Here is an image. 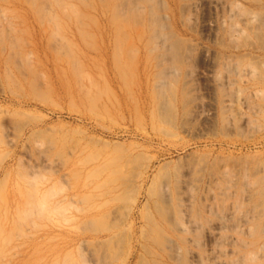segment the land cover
Returning <instances> with one entry per match:
<instances>
[{
	"label": "rangeland",
	"instance_id": "1",
	"mask_svg": "<svg viewBox=\"0 0 264 264\" xmlns=\"http://www.w3.org/2000/svg\"><path fill=\"white\" fill-rule=\"evenodd\" d=\"M45 1L0 0V264H104L105 262L106 264H140V261L143 264L146 261L147 264L156 262V264H228L227 262L243 264V262L247 263L248 257L253 259H250L247 264H264V90L261 93L264 89V83H262L264 74L260 71L264 72V0H217L218 4L215 0H209V2L208 0H200L201 2L199 0H152L154 8L149 2L150 0H146L149 4L145 0H138V2L137 0H102V3L100 0H58L60 6L56 5L57 1L55 0ZM128 1H131V5L135 1L134 6H128L131 7L128 8L127 5H130ZM115 2L119 7L123 6V9L120 8L121 11L119 9L120 13L125 9L123 12L125 18L121 15L122 13L121 16L119 15ZM144 2L151 8L147 9ZM136 3L142 7H136ZM155 3H157L156 6L161 7H155ZM161 3H164V7ZM48 4H50V9ZM112 4L115 5H113L115 8L111 6ZM182 4H185V7ZM69 6L71 7L69 8ZM225 6L227 8L230 6L231 11L236 9L237 13H233V11L229 14L231 11ZM109 7L112 8L109 9ZM132 7L138 10H133L139 12L138 14H140L141 8L144 9L143 14H140L141 17L136 13L130 14V9L133 13L132 9L134 8ZM233 7L235 9H232ZM155 8L157 11L154 10ZM47 10L48 12H46ZM112 10L118 14L113 15L112 13L115 12ZM39 12L40 14L37 16ZM146 12L150 13L149 18L153 17V13L155 14L154 21L152 18H150V22L148 21L149 14L147 15ZM254 12H257V15ZM258 13L261 17H256L254 21L252 17L259 16ZM46 14H54V19ZM109 14H112L114 18ZM161 14L162 16L159 17ZM236 14L240 16H236ZM78 15L83 18H79ZM115 15L117 16L115 17ZM156 15L157 18H155ZM247 15L251 16L253 20H250ZM110 16H112V20L110 19L112 24L108 23ZM133 17L138 21L137 19L135 21ZM89 18L94 22V25L90 23ZM257 19L258 21H256ZM51 21L56 24L51 25ZM121 21H124L122 25L125 26L122 30L118 26V30H120V34L126 36L125 40L116 31V26ZM159 21L163 22L162 26ZM229 21L233 22L232 25L229 24ZM152 23L155 24L152 25ZM257 24L258 27H256ZM54 25L58 27L56 26L55 29ZM227 25L230 31L233 28L232 32L226 31ZM230 25L233 27L230 28ZM235 25L238 28L236 31L234 30ZM75 28L80 34L76 33ZM255 28L258 32L255 31ZM55 31H59L58 34ZM81 31L88 35L86 36ZM102 31L106 32L101 34ZM135 32L136 36H134ZM111 34L119 36L122 45L114 48L116 43L120 42L115 40V43L111 38L116 36L113 37ZM149 34L152 36L146 38ZM84 35L87 38L90 35L93 37L87 39ZM136 37L137 39H135ZM15 38L18 39L14 41ZM159 38L160 43L162 42L166 48L169 47L168 50L159 44ZM164 39L165 43L161 41ZM153 40L154 45L156 44L155 49H151L152 52L147 53L146 48L150 49V46H153ZM178 40L181 43L180 47ZM52 41L56 42L55 46ZM167 42L169 46L166 44ZM13 43L18 46H15L17 49L10 46ZM158 46L159 49L161 47L165 49L159 50ZM127 47L132 48L133 51L137 49L136 53L133 52L134 56L130 54L132 53L131 49L128 50ZM11 48L13 49L11 50ZM102 49L104 52H101ZM177 49L179 51H176ZM18 52L19 54H16ZM125 52L128 54L126 55ZM173 52L179 54V61H176L178 54L175 55ZM63 53L67 57L62 56ZM119 53L121 58H119ZM180 53L185 54L181 55ZM155 54L157 55L153 56ZM7 55L8 57H6ZM147 55L149 56L147 57ZM24 56L29 59L28 63ZM21 58L26 62V66ZM160 58L162 59L159 60ZM74 59H79V61L76 60L78 63H75ZM73 60L77 72L80 67L78 73H75V68L72 65ZM174 64L175 66H173ZM248 65L253 70L259 68L257 72L261 74L262 78L259 74L257 75L260 77V81L262 79L261 83L256 76V71L251 72L252 69L249 71ZM241 67H243L245 75H241L242 71H239ZM120 71L124 76L120 75ZM84 72L88 76L83 74ZM171 72L177 73L176 77L174 74L170 76ZM35 74L37 78L34 77ZM249 74L254 77L252 76L251 79ZM163 75L166 77L164 78ZM31 78L34 79L33 83ZM158 78H162V80ZM36 79L40 83H37ZM228 79L231 81L229 82ZM215 80L219 83H216ZM15 81L16 83H14ZM227 81L231 83H228L230 86ZM122 82L124 83L122 84ZM30 83L32 84L29 87ZM89 83H94L90 86L93 85L95 88L97 86V92L96 89L87 87ZM216 84L218 85L216 86ZM234 84L238 85L236 88H241V90L236 88L234 90ZM18 86H20L19 89ZM78 86L89 90L87 92L82 88L78 89ZM154 86H157L156 91H154ZM167 86L168 88H166ZM159 87L161 88L159 89ZM169 89L170 92H168ZM260 89L261 91H259ZM254 90L257 92L256 96H254ZM84 91L89 95L87 96ZM237 91L240 93H236ZM82 92L86 96L82 95ZM154 92L160 95L161 100L159 95ZM109 93L112 94L113 99ZM170 93L171 97H169ZM225 93L228 96L224 95ZM230 93L234 94L230 95ZM237 95L240 96L237 97L238 99ZM154 97L157 98L154 99ZM92 100L95 102V107ZM101 101L104 103L103 105ZM158 102L162 104L158 106L165 105V108L158 107L160 110H157L155 105ZM92 104L93 106H90ZM223 104L226 107H223ZM104 105L105 109H103ZM222 107L227 109L224 110ZM158 112L161 114L159 115ZM238 115L239 117H237ZM162 117L165 120H162ZM50 138L54 139L50 140ZM114 145L119 147H113ZM123 148L126 150L122 151ZM98 150L101 151H99L100 154ZM87 153H90L89 157L85 155ZM113 154L117 156L113 158ZM125 160L126 162H124ZM129 162L133 164L130 165ZM161 165L163 169L160 167ZM122 169L124 170L122 171ZM161 169L163 175L157 172V170L161 172ZM110 170H112L110 173L115 174H109ZM97 172H99L98 176ZM72 173L75 177H71ZM165 173H169V175L164 178ZM158 174L163 177L159 178L164 180L160 181ZM151 176H156L159 180H155H158L159 184L166 183L169 191L171 201L165 200L166 208L164 206L162 209L158 208L163 211L167 209L166 213L162 211L163 215L159 210V215L156 213L157 209L154 210L157 204L153 191H151L153 196L147 192V188L151 184ZM167 176L170 177L167 178ZM158 182L156 184L155 181L156 188L159 185ZM99 183L101 184L96 185ZM133 183L135 185L142 184V189L138 195H135V204L127 212L125 207L129 209L132 204L131 197L134 196ZM114 187L116 188L113 190ZM59 188L61 189L58 190ZM128 189H132L133 194ZM52 190L55 191L52 192ZM126 191L128 197H126ZM99 195L101 196L99 197ZM123 195L125 198L122 197ZM118 196H121L119 197L121 199ZM151 200H155V203L154 201L152 203ZM102 201H106V203L101 204ZM153 204H155L154 208ZM44 205L45 210L42 207ZM53 206L58 209H53ZM51 207H53L52 210ZM144 210L151 215H149V220V217L147 219L143 217L144 214L145 217L148 216ZM177 210L178 215H176ZM106 213L109 215L106 216ZM98 216L103 219L101 217L98 219ZM191 220L194 225H198H192L190 229ZM89 222L95 226L92 227ZM104 222L107 224L105 225ZM114 222L117 223L114 224ZM152 223L156 227L152 226ZM173 223L177 226L179 224L178 227L182 228L180 227L177 231L178 227L176 225L174 227ZM90 224L93 231L88 226ZM150 228L155 231V234ZM140 233L143 234L140 235ZM115 234L116 236H114ZM142 236L145 238L143 239ZM147 237L150 238L147 239ZM153 238L156 240L155 242H153ZM115 239L121 243H118V246L115 244L118 248L113 244V242L117 243ZM102 240L105 241L104 244H101ZM93 243L95 247H93ZM100 246H102L101 249ZM142 247L145 249H141ZM176 248L180 251H176ZM143 251L152 254L148 255ZM168 252L170 258L169 255L167 256ZM171 254L173 255L171 256ZM139 256L143 258V261ZM177 257H180V260ZM232 259L236 260L235 263ZM238 260L240 261L238 262Z\"/></svg>",
	"mask_w": 264,
	"mask_h": 264
},
{
	"label": "bare ground",
	"instance_id": "2",
	"mask_svg": "<svg viewBox=\"0 0 264 264\" xmlns=\"http://www.w3.org/2000/svg\"><path fill=\"white\" fill-rule=\"evenodd\" d=\"M39 1H41V0H39ZM44 1H45V0H44ZM55 1L58 2V0H55ZM100 1H101V3H102V0H100ZM111 1H112V0H111ZM114 1H115V0H114ZM132 1H133V0H132ZM141 1H142V0H141ZM145 1H146V0H145ZM147 1H148V0H147ZM147 1H146V2H147ZM199 1H200V0H199ZM210 1H212V0H210ZM219 1H220V0H219ZM232 1H233V0H232ZM26 2H27V1H26ZM57 2H56V5L59 4V2H58V3H57ZM104 2H106V1H104ZM137 2H138V0H137ZM146 2H144V4H145V7L147 8V7H148L147 5H148L149 3L147 2L148 4H146ZM149 2H151V5H152V0H150ZM155 2H156V1H155ZM195 2H196V1H195ZM197 2H198V1H197ZM200 2H201V1H200ZM200 2H199V3H200ZM208 2H209V0H208ZM213 2H214V1H213ZM213 2H212V3H213ZM215 2H217V0H215ZM229 2H230V1H229ZM43 3H44V2H43ZM43 3H41V4L43 5ZM45 3H46V1H45ZM47 3H49V2H47ZM79 3H81V2H79ZM126 3H127V2H126ZM128 3L130 4L131 1H130V2L128 1ZM134 3H135V1H134ZM134 3L132 2V5H131V4H130V5H127V7H128V6H134V5H133ZM142 3H143V2H142ZM210 3H211V2H210ZM218 3H219V2H217V4H218ZM233 3H234V2H233ZM38 4H40V3H38ZM61 4H62V3H61ZM63 4H64V3H63ZM81 4H82V3H81ZM104 4H106V3H104ZM114 4H116V2H115ZM114 4H112L111 6H113ZM122 4H123V3H122ZM122 4H121V5H122ZM156 4H157V3H155V7L158 6V5L156 6ZM158 4H160V3H158ZM161 4L163 5L164 3H161ZM185 4H186V3H185ZM185 4H184V5H185ZM215 4H216V3H215ZM44 5H45V4H44ZM49 5H50V4H48V6H49ZM83 5H84V4H83ZM116 5L118 6V4H116ZM123 5H124V4H123ZM125 5H126V4H125ZM136 5H137V6H136ZM136 5H135L136 7H139V6H138V3H136ZM139 5H141V4H139ZM182 5H183V4H182ZM184 5H183V6H184ZM209 5H211V4H209ZM236 5H237V4H236ZM238 5H239V4H238ZM58 6H60V4H59ZM114 6H115V5H114ZM114 6H113V8H115ZM152 6H153V8H154V4H153ZM190 6H191V5H190ZM195 6H196V4H195ZM195 6H194V7H195ZM213 6H214V5H213ZM42 7H43V6H42ZM61 7H62V6H61ZM70 7H71V6H69V8H70ZM91 7H92V6H91ZM91 7H89V8H91ZM103 7H106V6H103ZM122 7H123V6H122ZM122 7H119V6H118V11H119V9L122 8ZM140 7H142V5H141ZM140 7H139V8H140ZM158 7H161V6H158ZM158 7H157V8H158ZM163 7H164V5H163ZM165 7H166V6H165ZM180 7H181V5H180ZM184 7H185V6H184ZM197 7H198V6H197ZM197 7H196V8H197ZM221 7H222V6H221ZM225 7H226V6H225ZM229 7H230V6H229ZM229 7H228V8H229ZM234 7H235V6H234ZM234 7H233L232 9H235V8H236V7H235V8H234ZM239 7H240V6H239ZM111 8H112V7H111ZM111 8L109 7V9H111ZM124 8H125V6H124ZM128 8H131V7H128ZM132 8H134V7H132ZM149 8H151L150 5H149V7H148L147 9H149ZM226 8H227V7H226ZM228 8H227V9H228ZM230 8H231V7H230ZM230 8H229V11H231ZM49 9H50V6H49ZM74 9H75V8H74ZM103 9H104V8H103ZM122 9H123V8H122ZM135 9H136V8L132 9V11L135 10ZM192 9H193V8H192ZM237 9H238V6H237ZM72 10H73V9H72ZM77 10L79 11V9H77ZM92 10H94V9L92 8ZM105 10H106V9H105ZM105 10H104V11H105ZM115 10H116V9H115ZM136 10H137V9H136ZM150 10H151V9H150ZM154 10L157 11L156 8H155ZM235 10H236V9H235ZM235 10H233L234 12H233V11L229 12V14L232 13V12H233V13H237V12H235ZM244 10H245V9H244ZM63 11H64V10H63ZM74 11H75V10H74ZM109 11L111 12V10H109ZM112 11H114V10H112ZM116 11H117V10H116ZM120 11H121V9H120ZM120 11L118 12L119 15L122 13L121 15H123L124 18H125V15H124V13H123V12L125 11V9H124V11L122 10L123 12H121V13H120ZM127 11H128V9H127ZM137 11H138V10H137ZM137 11H133V13H131V9H130V14L133 15V14L136 13V15H137V14L139 13V12H137ZM140 11H141L140 14H143L142 12H144V9L141 8ZM148 11H149V10H148ZM151 11H152V10H151ZM184 11H185V9H184ZM240 11H241V10H240ZM247 11H248V10H246V12H247ZM41 12H42V11H41ZM44 12H45V11H44ZM46 12H48V10H47ZM93 12H95V10H94ZM114 12H115V11H114ZM152 12H153V11H152ZM152 12H151V15H152ZM242 12L244 13V11H242ZM251 12H252V11H251ZM42 13H43V12H42ZM42 13H41V15H42ZM49 13H50V12H49ZM49 13H48V14H49ZM70 13H71V12H70ZM75 13H76V12H75ZM104 13H106V12H104ZM118 13L115 12V13H112V14L114 15V14H118ZM146 13H147V12H146ZM183 13H184V12H183ZM225 13H226V11H225ZM247 13H248V12H247ZM247 13H245V14H247ZM254 13H255V12H254ZM39 14H40V12L38 13L37 16H39ZM48 14H46V15H48ZM54 14H55V13H54ZM54 14H53V15H54ZM61 14H62V13H61ZM63 14H64V12H63ZM65 14H66V11H65ZM72 14H73V11H72ZM83 14H84V13H83ZM112 14H109V15H112ZM140 14H138L139 17H141ZM148 14H149V15H148ZM240 14H241V12H240ZM248 14H250V13H248ZM252 14H253V13H252ZM258 14H259V13H258ZM53 15H48V16H52V18H53ZM67 15H68V14H67ZM67 15H66V16H67ZM80 15H81V14H80ZM113 15H112V16H113ZM121 15H120V16H121ZM136 15H135V16H136ZM147 15H148V18H149L150 13H147ZM147 15H146V16H147ZM154 15H155V14L153 13V17H152V16L150 17V18L153 19L152 21H154ZM186 15H187V14H186ZM237 15L240 16L239 14H236V16H237ZM255 15H257V12L255 13ZM48 16H47V19H49ZM76 16H77V14H76ZM76 16H75V17H76ZM112 16H110V18L108 17V18H109L108 20H110V19L112 20V18H111ZM116 16H117V15H115V17H116ZM127 16H128V14H127ZM146 16H145V17H146ZM161 16H162V14L159 15V17H161ZM163 16L165 17V15H163ZM247 16H248V15H247ZM40 17H41V16H40ZM78 17H79V15H78ZM80 17L83 18V16H80ZM80 17H79V18H80ZM157 17H158V16L156 15L155 18H157ZM220 17H221V16H220ZM230 17H231V16H230ZM248 17H250V20H253V19H254V21H255L256 17H257V18H258V17L260 18L261 16H260V14H259V16H255V18L252 17L253 19H251V16H248ZM41 18H42V17H41ZM41 18H40V21L42 20ZM67 18H68V17H67ZM73 18H74V15H73ZM76 18H77V17H76ZM76 18H75V19H76ZM113 18H114V16H113ZM131 18H132V16H131ZM142 18H143V17H142ZM150 18H149V19H150ZM237 18H238V17H237ZM47 19H46V20H47ZM53 19H54V18H53ZM56 19H57V18H56ZM85 19H86V17H85ZM93 19H94V18H93ZM121 19L124 20L123 18H121ZM121 19H120V20H121ZM128 19H129V17H128ZM133 19H134V17H133ZM136 19H137V18H136ZM136 19H134V20L136 21ZM145 19L147 20V18H145ZM149 19H148V21L150 22L151 19H150V20H149ZM228 19H230V18H228ZM238 19H239V18H238ZM241 19H243V18H241ZM247 19H248V18H247ZM50 20H51V19H50ZM58 20H59V19H58ZM67 20H68V22H69V19H67ZM73 20H74V19H73ZM77 20H79V19H77ZM88 20H91V19L89 18ZM111 20H110V22L108 21V23L112 24ZM134 20H133V21H134ZM141 20H142V19H141ZM146 20H145V21H146ZM159 20H160V18H159ZM161 20H162V19H161ZM164 20H165V19H164ZM230 20H232V19H230ZM248 20H249V19H248ZM262 20H263V19L261 18V21H262ZM47 21H48V20H47ZM47 21H46V22H47ZM133 21H131L132 24H133ZM137 21H138V19H137ZM148 21H146V23H149ZM155 21H156V20H155ZM220 21H221V20H220ZM241 21H242V20H241ZM256 21H258V19H257ZM259 21H260V20H259ZM41 22H42V21H41ZM41 22H40V23H41ZM51 22H52V21H51ZM122 22L124 23V21H121V23H119V24L116 26L117 30H116V28H115V30H116L117 32H119V34H120V30H122V29L124 28L123 26H125L124 24L122 25ZM159 22H160V25H161V24L163 25V22H162V23H161V21H159ZM230 22H231V23H230ZM250 22H253V21H250ZM263 22H264V21H263ZM53 23L56 24L55 22H52L51 25H53ZM73 23H74V22H73ZM78 23H79V22H78ZM90 23H92V24L94 25V22H92V20H91ZM138 23H139V22H138ZM146 23H145V24H146ZM155 23H156V22H155ZM155 23H152V25L155 24ZM219 23H222V22H219ZM232 23H233L232 21H229V24L232 25ZM241 23H242V22H241ZM243 23H244V22H243ZM254 23H255V22H254ZM261 23H262V22H261ZM83 24H84V23H83ZM120 24L122 25V27H121ZM141 24H142V23H141ZM141 24H140V26H141ZM149 24H150V23H149ZM157 24H158V22H157ZM157 24H156V26H157ZM165 24H166V23H165ZM165 24H164V25H165ZM227 24H228V23H227ZM245 24H248V23L245 22ZM14 25H15V24H14ZM57 25H58V24H57ZM57 25H54V26H55V29H56V26H57ZM84 25H85V24H84ZM93 25H92V26H93ZM133 25H134V24H133ZM162 25H161V26H162ZM231 25H230V26H231ZM255 25H256V24H255ZM262 25H263V24H262ZM262 25H261V26H262ZM54 26H53V27H54ZM79 26H80V24H79ZM118 26H120V28H121V29L119 28L120 30H118ZM156 26H155V27H156ZM167 26H168V25H167ZM244 26H245V25H244ZM247 26L251 27L250 25H247ZM57 27H58V26H57ZM74 27H75V26H74ZM142 27H143V25H142ZM142 27H140V28H142ZM155 27H154V29H155ZM164 27H165V26H164ZM221 27H222V24H221ZM226 27H227V29H228V25H227ZM232 27H233V26H231L230 28H232ZM256 27H258V24H257ZM98 28H99V27H98ZM98 28H97V29H98ZM103 28H104V27H103ZM146 28H149V27H146ZM152 28H153V27H152ZM166 28H167V27H166ZM234 28H235V29H234L235 31H236V29H238V28H236V25H235ZM57 29H58V28H57ZM59 29H60V28H59ZM158 29H159V28H158ZM220 29H221V28H220ZM222 29H223V28H222ZM227 29H226V31H229V33L233 31V30H232L233 28L231 29V31H230V29H228V30H227ZM259 29H260V28H259ZM15 30H16V29H15ZM15 30H14V31H15ZM17 30H18V29H17ZM60 30H61V29H60ZM75 30L77 31V32H76L77 34H80V33H78V30H77L76 28H75ZM115 30H114V31H115ZM141 30H142V29H141ZM150 30H151V29H150ZM155 30H156V29H155ZM223 30H224V29H223ZM240 30H241V29H240ZM0 31H1V30H0ZM123 31H124V30H123ZM135 31H137V30H135ZM146 31H147V30H146ZM235 31H234V33H235ZM242 31H243V30H242ZM253 31H254V30H253ZM255 31H257L256 28H255ZM19 32H20V31H19ZM51 32H52V31H51ZM55 32H57V31H55ZM55 32H53V34H54ZM58 32H59V31H58ZM58 32H57V34H58ZM79 32H80V30H79ZM81 32H82V31H81ZM88 32H89V31H88ZM105 32H106V31H102L101 34H104ZM117 32H116V34H118ZM141 32H142V31H141ZM151 32H153V31L151 30ZM151 32H150V33H151ZM155 32H156V31H155ZM155 32H154V33H155ZM159 32H160V31H159ZM214 32H216V31H214ZM224 32H225V31H224ZM240 32H241V31H240ZM249 32H250V30H249ZM257 32H258V31H257ZM11 33H12V32H11ZM82 33H83V32H82ZM82 33H81V34H82ZM86 33H87V32H86ZM138 33H139V31H138ZM148 33H149V32H148ZM160 33H161V32H160ZM166 33H167V32H166ZM166 33H164V34H166ZM169 33H170V32H169ZM171 33H172V32H171ZM225 33H226V32H225ZM53 34H52V35H53ZM55 34H56V33H55ZM83 34H85V32H84ZM90 34H92V33L90 32ZM96 34H97V33H96ZM116 34H111V35H113V37L116 36V37H115L116 39H115V38H111V39H114V42H115V40H116L117 42H120L121 39H119V36L117 37ZM133 34H134V33H133ZM136 34H137V33L135 32V35H134V36H136ZM141 34H142V33H141ZM152 34H153V33H152ZM155 34H156V33H155ZM161 34H162V33H161ZM164 34H163V36H164ZM216 34H217V32H216ZM1 35H2V34H1ZM5 35H6V34H5ZM52 35H50V36H52ZM85 35L87 36L88 33L85 34ZM85 35H84V36H85ZM120 35H122V34H120ZM123 35H124V34H123ZM123 35H122V36H123ZM125 35H126V34H125ZM225 35H226V34H225ZM230 35H231V34H230ZM257 35H258V34H257ZM48 36H49V35H48ZM58 36H59V35H58ZM60 36H61V35H60ZM80 36H82V35H80ZM86 36H85V38H87ZM139 36H140V35H139ZM149 36L151 37L152 35L149 34L146 38H149ZM153 36H154V35H153ZM159 36H160V35H159ZM159 36H158V37H159ZM167 36L169 37L170 35H167ZM171 36H172V34H171ZM5 37H6V36H5ZM5 37H4V39H5ZM61 37H62V36H61ZM90 37H93V36L90 35V36H88L87 39H89ZM123 37H124V36H123ZM125 37H126V36H125ZM125 37H124V40H125ZM137 37H138V36H137ZM137 37H136L135 39H137ZM233 37H234V36H233ZM260 37H261V36H260ZM9 38H10V37H9ZM18 38H19V37H18ZM18 38H15L14 41H15L16 39H18ZM54 38H55V37H54ZM56 38H58V37H56ZM139 38H141V37H139ZM146 38H145V39H146ZM155 38H156V37H155ZM160 38H161V37H160ZM160 38H159V44H162V46H164V47L166 48V46H165L162 42L160 43ZM165 38H166V37H165ZM177 38H178V37H177ZM229 38H231V37H229ZM263 38H264V37H263ZM58 39H59V38H58ZM63 39H65V38H63ZM82 39H83V38L81 37V40H82ZM152 39H153V37L151 38V40H152ZM166 39H167V38H166ZM59 40H60V39H59ZM66 40H68V39H66ZM90 40H91V39H90ZM128 40H129V39H128ZM139 40H140V39H139ZM139 40H138V41H139ZM147 40H149V39H147ZM155 40H156V42H157V41H158V38L155 39ZM168 40H169V39H168ZM257 40H258V39H257ZM10 41H11V40H10ZM20 41H21V40H20ZM55 41H56V40H55ZM68 41H69V40H68ZM82 41H83V40H82ZM106 41H107V40H106ZM161 41H164V43H165V39H164V40H161ZM166 41H167V40H166ZM172 41H173V40H172ZM175 41H176V40H175ZM178 41H179V40H178ZM181 41H182V40H181ZM18 42H19V40H18ZM53 42H54V41H52V43H53ZM61 42H62V41H61ZM66 42H67V41H66ZM69 42H70V41H69ZM99 42H100V41H99ZM127 42H128V41H127ZM143 42H144V41H143ZM143 42H142V43H143ZM173 42H174V41H173ZM173 42H172V43H173ZM182 42H183V41H182ZM19 43H20V42H19ZM55 43H56V42H54V46H55ZM63 43L65 44V42H63ZM115 43H116V42H115ZM123 43H124V41H123ZM154 43H155V42H154V40H153V46L151 45V46H150V49H149V47L146 48V49H147V51H146L147 53H148V52H152L151 49H153V50L155 49V45H156V44L154 45ZM172 43H170V44H172ZM177 43H178V42H177ZM177 43H175V44H177ZM15 44H16V43H15ZM57 44H59V43H57ZM64 44H62L63 47H64ZM67 44H70V43H67ZM116 44H117V45H115L114 48H115L116 46L118 47V45H120L121 42H120L119 44H118V43H116ZM148 44H149V43H148ZM151 44H152V43H151ZM166 44H168V42H167ZM175 44H173V46H174ZM180 44H181V43H180V41H179V45H178L179 47H180ZM262 44H263V43H262ZM262 44H261V46H262ZM86 45H87V44H86ZM110 45H111V44H110ZM121 45H122V44H121ZM184 45H185V44H184ZM10 46H13L14 48L18 47V46H16V45H14V43H13L12 45H10ZM15 46H16V47H15ZM52 46H53V45H52ZM91 46H92V45H91ZM111 46H112V45H111ZM160 46H161V45H160ZM168 46H169V44H168ZM2 47H3V46H2ZM56 47H57V45H56ZM73 47H74V46H73ZM130 47H131V46H130ZM135 47H136V46H135ZM135 47H133V48H135ZM151 47H153V48H151ZM164 47H163V48H164ZM171 47H172V46H171ZM174 47H175V46H174ZM176 47H177V46H176ZM179 47H178V49L180 50ZM185 47H186V45H185ZM19 48H20V47H19ZM50 48H52V47H50ZM66 48H68V47L66 46ZM127 48H129V47H127ZM142 48H143V47H142ZM156 48H157V47H156ZM161 48H162V47H161ZM161 48H160V49H161ZM163 48H162V49H163ZM165 48H164V49H165ZM168 48H169V47H168ZM168 48H166V49L168 50ZM181 48H183V47H181ZM186 48H187V47H186ZM8 49H9V48H8ZM12 49H13V48H11V50H12ZM16 49H17V48H16ZM54 49H55V48H54ZM54 49H52V50H54ZM75 49H76V48H75ZM130 49H131V52H132V53H130V54H133V52H135V53L137 52V49H135V51H133L132 48H129L128 50H130ZM148 49H149V50H148ZM158 49H159V46H158ZM160 49H159V50H160ZM178 49H177L176 51H179ZM184 49H185V48H184ZM58 50H59V49H58ZM64 50H65V48H64ZM67 50H68V49H67ZM70 50H71V49H69V51H70ZM109 50H110V49H109ZM150 50H151V51H150ZM169 50H170V49H169ZM173 50H174V49H173ZM189 50H190V48H189ZM17 51H18V50H17ZM54 51H55V50H54ZM71 51H72V50H71ZM164 51H166V50H164ZM174 51H175V50H174ZM187 51H188V50H187ZM1 52H2V51H1ZM61 52H62V50H61ZM67 52H68V51H67ZM101 52H104V49H102ZM146 52H145V53H146ZM170 52H171V50H170ZM59 53H60V52H59ZM64 53H66V52L64 51ZM64 53H63L62 56H66V55H64ZM68 53H69V54H72L71 52H68ZM68 53H67V54H68ZM111 53H112V52H111ZM114 53H115V52H114ZM125 53H126V52H125ZM161 53H162V52H161ZM166 53H168V52H166ZM16 54H19V52L16 53ZM73 54H74V53H73ZM127 54H128V52L126 53V55H127ZM163 54H164V53H163ZM173 54L176 55V54H178V53H177V52H176V53L173 52ZM180 54H181V53H180ZM184 54H185V53H184ZM184 54H181V55H184ZM115 55H116V57H117V51H116V54H115ZM149 55H150V54H149ZM149 55H147V57H148ZM156 55H157V54H155V55H153V56H156ZM158 55H159V54H158ZM181 55H180V56H181ZM69 56H70V55H69ZM71 56H72V55H71ZM133 56H134V54H133ZM169 56H170V55H169ZM173 56H174V55H173ZM178 56H179V54L177 55V59H178ZM6 57H8V55H7ZM24 57H25V56H24ZM66 57H67V56H66ZM111 57H112V55H111ZM128 57H129V55H128ZM170 57H171V56H170ZM25 58H26V57H25ZM72 58H73V56H72ZM72 58H71V60H72ZM119 58H121V57H120V53H119ZM172 58H173V57H172ZM180 58H181V57H180ZM183 58H184V57H183ZM114 59H115V56H114ZM129 59H132V58H129ZM161 59H162V58H160L159 60H161ZM164 59H165V58H164ZM226 59H227V58H226ZM17 60H18V59H17ZM23 60H25V59H23ZM27 60H29V59L26 58V62L28 63L29 61H27ZM74 60H75V63H78L76 60L79 61V59H74ZM74 60H73L72 65L74 64ZM115 60H117V59H115ZM182 60H183V59H182ZM230 60H231V59H230ZM230 60H229V61H230ZM5 61H6V59H5ZM8 61H9V60H8ZM21 61H22V58H21ZM170 61H172V60H170ZM170 61H169V62H170ZM176 61H179V59L176 60ZM13 62H14V61H13ZM19 62H20V61H19ZM22 62H24V61H22ZM26 62H24L25 66H26ZM66 62H67V61H66ZM173 62H174V61H173ZM234 62H235V61H234ZM70 63H71V61H70ZM117 63H118V60H117ZM165 63H166V62H165ZM179 63H181V62H179ZM13 64H14V63H13ZM148 64H149V63H148ZM157 64H158V61H157ZM157 64H156V66H157ZM159 64H160V63H159ZM163 64H164V63H163ZM221 64H222V63H221ZM221 64H220V65H221ZM231 64H232V63H231ZM16 65H17V64H16ZM29 65H30V63H29ZM31 65H32V64H31ZM77 65H78V64H77ZM122 65H123V64H122ZM149 65H150V64H149ZM168 65H170V64H168ZM228 65H229V63H228ZM228 65H227V66L225 65V66L228 67ZM75 66H76V65H75ZM152 66H153V65H152ZM154 66H155V65H154ZM173 66H175V64H174ZM211 66H212V65H211ZM213 66H214V65H213ZM213 66H212V67H213ZM244 66H245V65H244ZM252 66H253V65H252ZM252 66H251V67H252ZM17 67H18V65H17ZM30 67H31V66H30ZM70 67H71V65H70ZM73 67H74V65H73ZM77 67H78V66H77ZM147 67H149V66H147ZM147 67H146V68H147ZM169 67H170V66H169ZM177 67H178V66H177ZM226 67H225V68H226ZM230 67H231V66H230ZM230 67H229V68H230ZM245 67H246V66H245ZM247 67L249 68V65H248ZM254 67H257V66H254ZM15 68H16V66H15ZM74 68H75V73H76V72H77V68H76V67H74ZM79 68H80V67H78V72L80 71ZM113 68H114V67H113ZM142 68H143V67H142ZM175 68H176V67H174V69H175ZM178 68H179V67H178ZM236 68H237V67H236ZM242 68H243V67H241V70L239 69V71H242V74H241V75H245L244 72H243V70H242ZM28 69H29V68H28ZM162 69H163V68H162ZM162 69H160V70H162ZM164 69H166V68H164ZM170 69L172 70V68H170ZM227 69H228V68H227ZM234 69H235V68H234ZM237 69H238V68H237ZM251 69H252V70H251ZM251 69L249 68L248 70H249V71L251 70V72H255V71H256V72H255V73H256V76L259 78V81H260V77H261L260 75H261V74L257 72V70H258L259 68H256L257 70H255V69L253 70V68H251ZM23 70H25V69H23ZM23 70H20V71H23ZM29 70H30V69H29ZM31 70H32V69H31ZM72 70H73V69H72ZM146 70H147V69H146ZM176 70H177V68H176ZM224 70H226V69H224ZM231 70H232V69H231ZM245 70L247 71V69H245ZM26 71H28V70H26ZM73 71H74V70H73ZM83 71H84V70H83ZM172 71H173V70H172ZM226 71H227V70H226ZM226 71H225V74H226ZM229 71H230V70H229ZM234 71H235V70H234ZM258 71H259V70H258ZM260 71L264 74L263 70H260ZM29 72H30V71H29ZM78 72H77V73H78ZM120 72H121L120 75L124 76V74L122 73V71H120ZM161 72H162V71H161ZM167 72H168V74H169V71H167ZM173 72H174V71H173ZM173 72H171L172 74H170V76L174 74V76L176 77L177 73H173ZM175 72H176V71H175ZM206 72H207V71H206ZM223 72H224V71H223ZM23 73H24V72H23ZM156 73H157V72H156ZM162 73H163V72H162ZM165 73H166V72H165ZM165 73H164V75H165ZM227 73H229V72H227ZM233 73H234V72H233ZM249 73H250V72H249ZM255 73L253 74L254 76H255ZM5 74H6V73H5ZM21 74H22V73H21ZM29 74H31V73H29ZM39 74H40V73H39ZM83 74H86V73L84 72ZM154 74H155V72H154ZM166 74H167V73H166ZM222 74H223V73H222ZM229 74H230V73H229ZM238 74H239V73H238ZM257 74H259L260 77H259ZM23 75H24V74H23ZM76 75H77V74H76ZM86 75H87V74H86ZM146 75H147V73L145 74V76H146ZM164 75H163V76H164ZM213 75H214V74H213ZM218 75H219V73H218ZM218 75H217V76H218ZM223 75H224V74H223ZM241 75H240V76H241ZM246 75H247V74H246ZM253 75H252V76H253ZM5 76H7V74H6ZM20 76H21V75H20ZM32 76H33V75H32ZM77 76H78V75H77ZM79 76H80V74H79ZM83 76H84V75H83ZM87 76H88V75H87ZM141 76H143V75H141ZM148 76H149V75H148ZM158 76H159V75H158ZM158 76H157V77H158ZM160 76H161V74H160ZM160 76H159V77H160ZM163 76H162V77H163ZM167 76H168V75H167ZM237 76H239V75H237ZM240 76H239V77H240ZM249 76H250V78L252 77L250 74H249ZM254 76H253V77H254ZM24 77H25V76H24ZM34 77L37 78L36 74H35ZM34 77H33V78H34ZM80 77H81V76H80ZM80 77H79V78H80ZM84 77H85V76H84ZM146 77H147V76H146ZM146 77H145V78H146ZM165 77H166V76H164V78H165ZM207 77H208V76H207ZM239 77H238V79H239ZM253 77H252V78H253ZM5 78H6V77H5ZM33 78H31V82H32V83H33L32 80L35 79V78H34V79H33ZM86 78H87V77H86ZM89 78H90V76H89ZM150 78H151V77H150ZM209 78H210V77H209ZM209 78H208V79H209ZM226 78H227V77H226ZM252 78H251V79H252ZM261 78H262V77H261ZM10 79H11V78H10ZM87 79H88V78H87ZM87 79H85V80H87ZM120 79L123 80L122 78H120ZM158 79L162 80V78H158ZM169 79H170V78H169ZM174 79H175V78H174ZM224 79H225V77H224ZM256 79H257V78H256ZM78 80H79V79H78ZM78 80H77V81H78ZM121 80H120V81H121ZM145 80H146V79H145ZM171 80H172V78H171ZM220 80H221V78H220ZM239 80H240V79H239ZM246 80H247V79H246ZM248 80H249V79H248ZM10 81H11V80H10ZM36 81H37V79H36ZM79 81H80V80H79ZM88 81H89V80H88ZM146 81H147V80H146ZM146 81H145V82H146ZM166 81H167V80H166ZM215 81H216V80H215ZM222 81H224V80H222ZM228 81L230 82L231 80L228 79ZM228 81H227V84L229 83ZM255 81H256V80H255ZM257 81H258V79H257ZM261 81H262V79H261ZM261 81H260V83H261ZM86 82H87V81H86ZM91 82H92V81H91ZM145 82H144V83H145ZM154 82H155V81H154ZM156 82H157V81H156ZM161 82H162V81H161ZM217 82L219 83V81H216V83H217ZM234 82H235V81H234ZM234 82H233V83H234ZM242 82H243V80H242ZM14 83H16V81H15ZM14 83H13V85H14ZM32 83L29 84V87H30V85H31ZM37 83H40V82L37 81ZM37 83H36V84H37ZM105 83H106V82H105ZM105 83H104V84H105ZM123 83H124V82H122V84H123ZM166 83H167V82H166ZM174 83H175V80H174ZM214 83H215V82H214ZM221 83H222V82H221ZM235 83H236V82H235ZM254 83H255V82H254ZM258 83H259V82H258ZM262 83H264V81H262ZM18 84H19V83H18ZM91 84H94V83H89V86H87V87H92L93 89H96V88H97L96 85H95L96 88H95L93 85L90 86ZM162 84H163V83H162ZM164 84H165V82H164ZM229 84H231V83H229ZM229 84H228V85H229ZM33 85H34V84H33ZM37 85H38V84H37ZM77 85H78V84H77ZM82 85H83V84H82ZM87 85H88V82H87ZM155 85H157V84H155ZM169 85H170V84H169ZM217 85H218V84H216V86H217ZM234 85H235V84H234ZM254 85H255V84H254ZM260 85H262V84H260ZM122 86H123V85H122ZM158 86H159V85H158ZM162 86H163V85H162ZM222 86H223V85H222ZM224 86H225V85H224ZM229 86H230V85H229ZM237 86H238V85H235L234 90H235V88H236ZM16 87H17V85H16ZM19 87H20V86H18V89H19ZM104 87H105V85H104ZM156 87H157V86H156ZM156 87L154 86V89H155L154 91L157 90ZM163 87L165 88V86H163ZM257 87H258V86H257ZM79 88H82V89H83L82 86H81V87L78 86V89H79ZM160 88H161V87H159V89H160ZM166 88H168V86H167ZM231 88H232V86H231ZM243 88H244V87H243ZM246 88H247V87H246ZM246 88H245V89H246ZM21 89H22V88H21ZM31 89H32V87H31ZM108 89H109V87H108ZM170 89H171V88H170ZM170 89H169L168 92H170ZM221 89H223V88H221ZM221 89H220V91H221ZM236 89L241 90V88H236ZM245 89H244V90H245ZM83 90H86V91L88 92L89 89H83ZM148 90H149V89H148ZM161 90H162V89H161ZM166 90H167V89H166ZM173 90H174V89H173ZM226 90H227V89H226ZM230 90H231V89H230ZM239 90H238V91H239ZM255 90H256V89H255ZM255 90H254V91H255ZM263 90H264V89H262V91H261V89H260L259 91H261V93H262ZM32 91H33V90H32ZM86 91H84V92L87 93ZM95 91L97 92V89H96ZM238 91H237L236 93H238ZM257 91H258V90H257ZM259 91H258V92H259ZM84 92H82V95L86 96V94H83ZM108 92H109V91H108ZM149 92H150V91H149ZM149 92H148V93H149ZM151 92H152V89H151ZM225 92H226V91H225ZM229 92H232V91H229ZM32 93H33V92H32ZM152 93H153V92H152ZM152 93H151V94H152ZM160 93H162V92L160 91ZM234 93H235V92H234ZM234 93H233V94H234ZM239 93H240V92H239ZM239 93H238V94H239ZM261 93H260V94L258 93V94H259V95H263V94H261ZM109 94H110V96H112L111 93H109ZM154 94H158V93H157V92H154ZM162 94H163V93H162ZM164 94H165V93H164ZM172 94H173V93H172ZM231 94H232V93H230V95H231ZM233 94H232V95H233ZM256 94H257L256 91H255V95H254V92H253V95H254V96H256ZM88 95H89V94L87 93V96H88ZM158 95H159V94H158ZM169 95H170L169 97H171V93H170ZM224 95H226V93H225ZM230 95H229V97H232V96H230ZM240 95H241V94H240ZM249 95H251L250 92H249ZM226 96H228V95H226ZM241 96H242V95H241ZM254 96H253V97H254ZM38 97H39V96H38ZM92 97H93V96H92ZM129 97H130V96H129ZM149 97H150V96H149ZM159 97H160V95H159ZM166 97H167V95H166ZM166 97H165V98H166ZM233 97H234V96H233ZM237 97L239 98L240 96L237 95L236 98H237ZM251 97H252V96H251ZM35 98H36V97H35ZM39 98H40V97H39ZM42 98H43V97H42ZM42 98H41V99H42ZM83 98H84V97H83ZM96 98H97V97H96ZM96 98H95V99H96ZM110 98H111V97H110ZM156 98H157V97H156ZM156 98L154 97V99H156ZM238 98H237V99H238ZM245 98H246V97H245ZM245 98H244V99H245ZM263 98H264V95H263ZM88 99H89V98H88ZM90 99H92V98L90 97ZM106 99H107V98H106ZM112 99H113V96H112ZM148 99H149V98H148ZM166 99H167V98H166ZM223 99H225V98H223ZM223 99H222V101H223ZM231 99H232V98H231ZM234 99H235V98H234ZM234 99H232V100H234ZM237 99H236V100H237ZM107 100H108V99H107ZM114 100H115V98H114ZM149 100H150V99H149ZM160 100H161V97H160ZM173 100H174V98H173ZM227 100H228V98H227ZM229 100H230V99H229ZM232 100H231V101H232ZM236 100H235V101H236ZM43 101H44V100H43ZM87 101H88V100H87ZM108 101H109V100H108ZM115 101H116V100H115ZM115 101H114V102H115ZM135 101H136V99H135ZM240 101H241V98H240ZM244 101H246V100H244ZM85 102H86V100H85ZM93 102H94V101L92 100V103H93ZM159 102H160V101H159ZM159 102H158V104H156L157 106L154 104L157 110H160L159 108H163V107L165 106V105H164L163 107L158 106L159 104L162 105V104L159 103ZM162 102H163V101H162ZM167 102H168V101H167ZM220 102H221V99H220ZM263 102H264V101H263ZM87 103H88V102H87ZM101 103H102V105L104 104L102 101H101ZM108 103H109V102H108ZM155 103H156V102H155ZM164 103H165V102H164ZM164 103H163V104H164ZM242 103H243V102H242ZM89 104H90V102H89ZM230 104H231V103H230ZM97 105H99V104H97ZM242 105H243V104H242ZM252 105H255V104H252ZM258 105L261 107L260 104H258ZM90 106H93V104L90 105ZM95 106H96V105H95V102H94V107H95ZM168 106H169V105H168ZM168 106H167V107H168ZM227 106H228V105H227ZM99 107H100V106H99ZM101 107H102V106H101ZM158 107H159V108H158ZM223 107H226V106H224V104H223ZM223 107H222V108H223ZM228 107H230V106H228ZM255 107H256V106H255ZM257 107H258V106H257ZM92 108H93V107H92ZM164 108H165V107H164ZM219 108H220V107H219ZM235 108H236V107H235ZM243 108H244V106H243ZM250 108H251V107H250ZM252 108H253V107H252ZM100 109H102V108H100ZM103 109H105V105H104ZM107 109H108V108H107ZM167 109H168V108H167ZM169 109H170V108H169ZM171 109H172V108H171ZM223 109H224V108H223ZM226 109H227V108H226ZM226 109H224V110H226ZM257 109H259V108H257ZM257 109H256V110H257ZM165 110H166V109H165ZM165 110H164V111H165ZM260 110H261V109H260ZM88 111H89V110H88ZM101 111H102V110H101ZM219 111H220V110H219ZM230 111H231V110H230ZM248 111H249V109H248ZM91 112H92V111H91ZM160 112H161V111H160ZM160 112H158L159 115L162 113V112H161V113H160ZM185 112H186V111H185ZM221 112H222V111H221ZM221 112H220V113H221ZM169 113H170V112H169ZM222 113H223V112H222ZM237 113H238V112H237ZM240 113H241V112H240ZM242 113H243V112H242ZM150 114H151V113H150ZM158 114H157V115H158ZM164 114H165V113H164ZM166 114L168 115V112H167V111H166ZM229 114H230V113H229ZM235 114H236V113H235ZM235 114H234V115H235ZM252 114H253V113H252ZM151 115H152V114H151ZM170 115H172V114H170ZM202 115H203V114H202ZM263 115H264V114H263ZM164 116H165V115H164ZM173 116H174V114H173ZM158 117H159V116H158ZM165 117H166V116H165ZM167 117H168V116H167ZM224 117H225V116H224ZM230 117H231V115H230ZM233 117H234V116H233ZM237 117H239V115H238ZM162 118H163V117H162ZM172 118H173V117H172ZM172 118H171V119H172ZM168 119H169V118H168ZM237 119H238V118H237ZM237 119H236V120H237ZM241 119H242V121H244L242 117H241ZM162 120H165V119L163 118ZM169 120H170V119H169ZM236 120H235V121H236ZM251 120H252V119H251ZM170 121H171V120H170ZM237 121H238V120H237ZM249 121H250V120H249ZM253 121H254V119H253ZM161 122H162V121H161ZM165 122H166V121H165ZM169 123H171V122H169ZM248 124H249V123H248ZM255 125H256V124H255ZM252 127H253V125H252ZM255 127H256V126H255ZM39 134H40V133H39ZM42 134H43V132H42ZM51 137H52V136H51ZM51 139H54V138H50V140H51ZM50 140H49V141H50ZM62 140H63V139H62ZM63 141H64V140H63ZM47 142H48V140H47ZM47 142H46V143H47ZM52 142H54V141H52ZM48 143H49V142H48ZM112 144H114V143L112 142ZM115 144H116V143H115ZM62 145H63V144H62ZM132 145H135V144H132ZM107 146H108V145H107ZM116 146H117V145H116ZM116 146L114 145L113 147H116ZM60 147H61V146H60ZM113 147H111V148H113ZM117 147H119V146H117ZM120 147H121V146H120ZM61 148H62V147H61ZM119 150H120V149H119ZM123 150H126V149L123 148L122 151H123ZM99 151H100V150H98V153H99ZM114 151H116V150H114ZM117 151H118V148H117ZM120 151H121V150H120ZM100 152H101V151H100ZM111 152H112V150H111ZM118 152H119V151H118ZM95 153H96V151H95ZM88 154L90 155V153H87V154H85V155H87V156L89 157ZM99 154H100V153H99ZM109 154H110V152H109ZM136 154H137V153H136ZM136 154H134V155H136ZM138 154H139V152H138ZM85 155H84V157H86ZM134 155H133V156H134ZM139 155H140V154H139ZM92 156H93V155H92ZM97 156H98V154H97ZM113 156H114L113 158H115L117 155L115 156V154H113ZM119 156H120V155H119ZM123 156H124V155H123ZM84 157H83V158H84ZM94 157H95V156H94ZM121 157H122V156H121ZM141 157H143V156H141ZM135 158H136V157H135ZM139 158H140V157H139ZM139 158H137V159H139ZM144 158H145V156H144ZM149 158H150V157H149ZM81 159H82V158H81ZM86 159H89V158H86ZM91 159H93V157H91ZM95 159H96V158H95ZM125 159H127V158H125ZM137 159H135V160L137 161ZM107 160H108V159H107ZM113 160H114V162H115V159H113ZM113 160H112V161H113ZM120 160H121V159H120ZM135 160H134V161H135ZM82 161H83V160H82ZM89 161H90V160H89ZM91 161H93V160H91ZM95 161H96V160H95ZM118 161H119V160H118ZM128 161H129V160H128ZM128 161H127V163H128ZM139 161H143V160H139ZM148 161H149V159H148ZM124 162H126V160H125ZM131 162H132V161H131ZM78 163H79V162H78ZM80 163H81V160H80ZM82 164H83V163H82ZM106 164H107V163H106ZM109 164H110V163H109ZM129 164H130V162H129ZM131 164H133V163H131ZM131 164H130V165H131ZM139 164H140V163H139ZM139 164H138V165H139ZM167 164H168V163H167ZM112 165H113V164H112ZM122 165L124 166L123 163H122ZM106 166H107V165H106ZM106 166H105V167H106ZM123 166H122V167H123ZM140 166H141V165H140ZM101 167H102V166H101ZM137 167H138V166H137ZM160 167L162 168V165H161ZM94 168H95V167H94ZM94 168H93V169H94ZM97 168H98V166H97ZM130 168H131V166H130ZM142 168H143V167H142ZM145 168H146V167H145ZM93 169H92V171H93ZM99 169H100V168H99ZM104 169H105V168H104ZM106 169H107V167H106ZM111 169H112V168H111ZM114 169H115V168H114ZM114 169H113V170H114ZM162 169H163V168H162ZM162 169H161V172L157 170V172L160 173V175H161V174L163 175V173H162V172H163ZM164 169H165V168H164ZM123 170H124V169H122V171H123ZM143 170H144V168H143ZM159 170H160V169H159ZM90 171H91V170H90ZM111 171H112V170H110L108 173H109V174H115V173H110ZM115 171H116V170H115ZM127 171H128V170H127ZM165 171H166V170H165ZM99 172H100V171H99ZM99 172H97V176L99 175ZM136 172H137V171H136ZM157 172H156V173H157ZM94 173H95V172H94ZM119 173H121V171H119ZM100 174H101V172H100ZM133 174H134V173H133ZM172 174H173V172H172ZM225 174H226V173H225ZM94 175H95V174H94ZM94 175H93V176H94ZM135 175H136V173H135ZM135 175H134V176H135ZM156 175H157V174H156ZM158 175H159V174H158ZM160 175L158 176V178L160 177ZM166 175H169V173H167V174L165 173L164 178L166 177ZM222 175H223V174H222ZM227 175H228V174H227ZM227 175H226V176H227ZM72 176L75 177V176L73 175V173L71 174V177H72ZM85 176H86V174H85ZM126 176H127V174H126ZM132 176H133V175H132ZM132 176H131V177H132ZM223 176H224V175H223ZM94 177H95V176H94ZM94 177H93V178H94ZM120 177H121V176H120ZM124 177H125V176H124ZM151 177H152V176H151ZM169 177H170V176H169ZM169 177L167 176V178H169ZM121 178H122V177H121ZM126 178H127V177H126ZM128 178H129V177H128ZM158 178H156V176H155V177H152V179H151V181H150L151 184L149 183L150 186L147 188V192H149L150 195H152V194H151V191H153V195L156 196V204H157L156 206H157V207L154 209V210L157 209V210H156V211H157L156 213H158V210H159L158 208H159V207H161V209H162L163 206H164V207H165V205L167 206V202H166L167 200L171 201V200H170L169 191L167 190V185H166V183H164V184H159L160 182H158V180H159L160 178H163V177H160L159 179H158ZM113 179H114V178H113ZM113 179H112V180H113ZM115 179H116V178H115ZM122 179H124V178H122ZM141 179H142V178H141ZM155 179H158V180H155ZM223 179H224V178H223ZM228 179H229V177H228ZM228 179H227V180H228ZM126 180H127V179H126ZM131 180H132V179H131ZM161 180H164V179H160V181H161ZM165 180H167V179H165ZM108 181H110V180H108ZM108 181H107V182H108ZM127 181H129V179H128ZM155 181H156V184H157V182H158V184H159V185H157V186H158L157 188H156V186H155ZM103 182H104V181H103ZM103 182H102V183H103ZM111 182H112V181H111ZM104 183H105V182H104ZM112 183H113V182H112ZM100 184H101V183L96 184V185H100ZM121 184H122V183H121ZM121 184H120V185H121ZM167 184H169V183H167ZM217 184H219V183H217ZM101 186H102V185H101ZM159 186H160V187H159ZM33 187H34V186H33ZM52 187H53V186H52ZM57 187H58V186H57ZM98 187H99V186H98ZM127 187H128V186H127ZM127 187H126V188H127ZM224 187H225V186H224ZM95 188H96V187H95ZM99 188H100V187H99ZM115 188H116V187H114L113 190H114ZM126 188H125V189H126ZM132 188H133V190H132V189H131V190L134 192V196H133V198L131 197V201H130V202H131L132 204L129 206V209H127L128 207H125L127 212H128V210L130 211V210L132 209V207H133V204H135V195H138L139 192L141 191V189H142V184H140V185H135V184L133 183ZM216 188H217V187H216ZM218 188H219V187H218ZM218 188H217V189H218ZM225 188H226V187H225ZM52 189H53V188H52ZM60 189H61V188H59L58 190H60ZM92 189H93V188H92ZM123 189H124V188H123ZM187 189H189V188H187ZM226 189H227V188H226ZM47 190L49 191L48 188H47ZM56 190H57V189H56ZM121 190H122V189H121ZM128 190H130V189H128ZM131 190H130V191H131ZM219 190H220V189H219ZM219 190H218V191H219ZM223 190H225V189H223ZM54 191H55V190H54ZM54 191L52 190V192H54ZM110 191H111V190H110ZM132 191H131V192H132ZM190 191H191V190H190ZM190 191H188V192H190ZM221 191H222V190H221ZM45 192H46V191H45ZM57 192H58V191H57ZM59 192H60V191H59ZM119 192H120V191H119ZM123 192H124V191H123ZM128 192H129V191H128ZM133 192H132V194H133ZM192 192H193V191H192ZM46 193H48V192H46ZM49 193H51V192L49 191ZM49 193H48V194H49ZM125 193H126V195H127V191H126ZM129 193H130V192H129ZM149 193H147V194H149ZM32 194H34V193L32 192ZM52 194H53V193H52ZM99 194H100V193H99ZM116 194H117V193H116ZM123 194H124V193H123ZM132 194H131V195H132ZM185 194H186V193H185ZM188 194H189V196H190V193H188ZM218 194H219V193H218ZM220 194L222 195L223 193H220ZM224 194H225V191H224ZM44 195H45V193H44ZM84 195H85V194H84ZM120 195H122V194H120ZM124 195H125V194H124ZM124 195L122 196L123 198H125V196H126V195H125V196H124ZM153 195H152V196H153ZM39 196H40V195H39ZM42 196H43V194H42ZM50 196H52V195H50ZM87 196H88V195H87ZM89 196H90V195H89ZM100 196H101V195H99V197H100ZM114 196H115V195H114ZM176 196H177V195H176ZM187 196H188V195H187ZM47 197H48V196H47ZM75 197H76V196H75ZM85 197H86V196H85ZM119 197H121V196H118V198H119ZM126 197H128V195H127ZM219 197H221V196H219ZM43 198H44V196H43ZM86 198H87V197H86ZM118 198L116 197L115 199L117 200ZM129 198H130V197H129ZM129 198H128V199H129ZM168 198H169V199H168ZM176 198H177V197H176ZM40 199H42V198H40ZM88 199H89V198H88ZM109 199H110V198H109ZM109 199H108V200H109ZM111 199H112V198H111ZM119 199H121V198H119ZM154 199H155V198H154ZM113 200H114V197H113ZM123 200H124V199H123ZM165 200H166V201H165ZM193 200H194V199H193ZM40 201L42 202V200H40ZM43 201H44V200H43ZM78 201H79V199L77 200V203H78ZM128 201H129V200H128ZM128 201H127V203H128ZM151 201H152V200H151ZM153 201H154V203H155V200H153ZM153 201H152V203H153ZM48 202H49V201H48ZM48 202H47V203H48ZM80 202H81V201H80ZM84 202L86 203L85 198H84ZM118 202H120V201L118 200ZM164 202H166V204H165ZM190 202H191V201H190ZM43 203H44V202H43ZM43 203H42V204H43ZM45 203H46V201H45ZM102 203L104 204V203H106V201H102L101 204H102ZM123 203H124V202H123ZM168 203H169V202H168ZM36 204H37V203H36ZM101 204H100V205H101ZM125 204H126V203H125ZM145 204H146V203L144 202V205H145ZM164 204H165V205H164ZM176 204H177V202H176ZM53 205H54V204H53ZM168 205H169V204H168ZM178 205L180 206V204H178ZM178 205H177V206H178ZM83 206H84V205H83ZM97 206H98V205H97ZM190 206H191V205H190ZM195 206H196V205H195ZM37 207H39V206L37 205ZM42 207H43V209L45 210V208H44L45 205L42 206ZM53 207H54V206H53ZM53 207H51V210H52ZM77 207H78V206H77ZM144 207H145V206H144ZM146 207H147V206H146ZM154 207H155V204H153V208H154ZM187 207H188V206H187ZM55 208H56V207H54L53 209H55ZM79 208L82 210L81 207H79ZM96 208H97V207H96ZM115 208H116V207H115ZM123 208H124V207H123ZM165 208H166V207H165ZM189 208H190V207H189ZM39 209H40V208H39ZM41 209H42V208H41ZM56 209H58V208H56ZM111 209H112V208H111ZM111 209H110V211H109L110 213H111ZM144 209H145V208H144ZM161 209L159 210V212H161V214L163 215L164 213H162L163 210H161ZM178 209H179V208H178ZM44 210H43V211H44ZM51 210H49V211H51ZM84 210H85V209H84ZM117 210H119V209H117ZM123 210H125V209H123ZM166 210H167V209H166ZM166 210L164 209L163 212H165ZM179 210H180V209H179ZM189 210H190V209H189ZM189 210H188V211H189ZM205 210H206V208H205ZM49 211H48V212H49ZM113 211H114V210H113ZM115 211H116V209H115ZM144 211H145V210H144ZM195 211H196V210H195ZM195 211H194V212H195ZM54 212H55V211H54ZM56 212H57V211H56ZM56 212H55V213H56ZM145 212H146V211H145ZM145 212H144V213H145ZM148 212H149V211H148ZM167 212H168V211H167ZM186 212H187V211H186ZM196 212H197V211H196ZM45 213H46V212H45ZM55 213H54V214H55ZM113 213H114V212H113ZM116 213H117V211H116ZM122 213H123V211H122ZM149 213H150V212H149ZM165 213H166V212H165ZM169 213H170V212H169ZM188 213H189V212H188ZM49 214L52 215V213H49ZM114 214H115V213H114ZM123 214H124V213H123ZM123 214H122V215H123ZM146 214H147V212H146ZM159 214H160V213H158V215H159ZM197 214H198V213H197ZM47 215H48V214H47ZM104 215H105V214H104ZM104 215H102V216H104ZM107 215H109V214L106 213V216H107ZM122 215H121V216H122ZM147 215H148V216L145 217L146 215L144 214L143 217L147 219V218L149 217L150 214H147ZM172 215H173V214H172ZM172 215H171V216H172ZM176 215H178V210H177V214H176ZM217 215H218V214H217ZM117 216H118V215H117ZM119 216H120V215H119ZM124 216H125V214H124ZM150 216H151V215H150ZM165 216H166V215H165ZM171 216H170V217H171ZM218 216H219V215H218ZM220 216H221V215H220ZM98 217H99V216H98ZM100 217H101V216H100ZM100 217H99L98 219H100ZM109 217H110V216H109ZM111 217H113V216L111 215ZM167 217H169V216H167ZM179 217H180V216H179ZM179 217H178V218H179ZM192 217H193V215H192ZM101 218H102V217H101ZM106 218H107V217H106ZM122 218H123V217H122ZM163 218H164V217H163ZM165 218H166V217H165ZM195 218H196V217H195ZM221 218H222V217H221ZM102 219H103V218H102ZM104 219H105V218H104ZM107 219L109 220V218H107ZM146 219H145V220H146ZM149 219H150V217L148 218V220H149ZM175 219H176V218H175ZM190 219H191V217H190ZM192 219H193V218H192ZM197 219H198V215H197ZM95 220H96V219H95ZM105 220H106V219H105ZM148 220H146V221H148ZM164 220H165V219H164ZM167 220H168V219H167ZM112 221H114V220H112ZM117 221H120V220H117ZM152 221H153V220H152ZM152 221H151V222H152ZM170 221H171V220H170ZM191 221H192V220H191ZM195 221H196V220H195ZM197 221H198V220H197ZM87 222H88V219H87ZM93 222H94V221H93ZM107 222H108V221H107ZM110 222H111V220H110ZM148 222H149V221H148ZM187 222H188V221H187ZM220 222H221V221H220ZM89 223H91V222H89ZM104 223H105V222H104ZM108 223H109V222H108ZM115 223H117V222H114V224H115ZM153 223H154V221H153ZM153 223H152V226L156 227L155 225H153ZM171 223H172V221H171ZM171 223H170V224H171ZM191 223H192V224L190 225V222H189L190 229H191V226L194 225V222H193V221H192ZM198 223H199V222H198ZM84 224H85V222H84ZM91 224H92V223H91ZM91 224L88 225V226L91 227ZM99 224H100V223H99ZM102 224H103V222H102ZM106 224H107V223H105V225H106ZM119 224H120V222H119ZM119 224H118V225H119ZM154 224H155V223H154ZM181 224H182V223H181ZM222 224H223V223H222ZM172 225H173L174 227L177 226V224H175V225H176V226H175L174 223H173ZM197 225H198V224H196V225H194V226H197ZM93 226H95V225L92 224V227H93ZM178 226H179V224H178ZM178 226H177V227H178ZM92 227H91V228H92ZM102 227H103V226H102ZM102 227H100V229H102ZM107 227H108V226H107ZM115 227H116V226H115ZM140 227H141V226H140ZM180 227H181V226H180ZM180 227L177 228V231H179L178 229H180ZM198 227H199V226H198ZM223 227H224V226H223ZM87 228H88V227H87ZM98 228H99V227H98ZM98 228H97V229H98ZM105 228H106V226H105ZM105 228H104V229H105ZM147 228H148V227H147ZM181 228H182V227H181ZM193 228H194V227H193ZM106 229H107V228H106ZM150 229H151V228H150ZM187 229H189V228H187ZM196 229H198V228H196ZM107 230H108V229H107ZM148 230H149V228H148ZM151 230H153V229H151ZM171 230H172V229H171ZM92 231H93V228H92ZM95 231H96V229H95ZM95 231H94V232H95ZM149 231H150V230H149ZM149 231H148V232H149ZM159 231H162V230H159ZM192 231H193V230H192ZM143 232H144V230H143ZM152 232H153V234H155V233H154V232H155L154 230H153ZM180 232H181V231H180ZM185 232H187V231H185ZM189 232H190V231H189ZM120 233H121V232H120ZM123 233H124V232H123ZM187 233H188V232H187ZM116 234H118V233H116ZM116 234H115L114 236H116ZM142 234H143V233H142ZM142 234L140 233V235H142ZM194 234H195V233H194ZM216 234H217V233H216ZM121 235H122V234H121ZM195 235H196V234H195ZM195 235H194V236H195ZM160 236H161V235H160ZM220 236H221V234H220ZM220 236H219V238H221ZM225 236H226V234H225ZM225 236H224V237H225ZM227 236H228V235H227ZM229 236H230V235H229ZM229 236H228V237H229ZM110 237H111V236H110ZM120 237H121V236H120ZM122 237H123V236H122ZM142 237H143V236H142ZM144 238H145V237H143V239H144ZM148 238H150V237H147V239H148ZM162 238H163V237H162ZM164 238H165V237H164ZM178 238L182 239L181 237H178ZM219 238H218V239H219ZM108 239H109V238H108ZM108 239H107V240H108ZM113 239H114V238H113ZM117 239H118V238H117ZM121 239H122V238H121ZM153 239H154V238H153ZM153 239H152V240H153ZM159 239H160V238H159ZM168 239H169V238H168ZM222 239H223V238H222ZM115 240H116V239H115ZM165 240H167V239H165ZM123 241H124V239H123ZM155 241H156V240L154 239L153 242H155ZM170 241H171V239H170ZM170 241H169V242H170ZM172 241H173V240H172ZM181 241H183V240H181ZM215 241H216V239H215ZM220 241H222V240L220 239ZM95 242H96V241H95ZM104 242H105V241H104ZM104 242H103V240H102L101 244H102V243L104 244ZM108 242H109V241H108ZM112 242H113V240H112ZM116 242H117V243H114V242H113L114 246H116L118 243H120V242H118V240H116ZM160 243H161V241H160ZM166 243H167V242H166ZM101 244H100V245H101ZM106 244H109V243H106ZM115 244H116V245H115ZM120 244H121V243H120ZM122 244H123V243H122ZM169 244L171 245V243H169ZM172 244H173V243H172ZM220 244H221V243H220ZM220 244H219V245H220ZM158 245H159V244H158ZM158 245H157V246H158ZM163 245L165 246L164 243H163ZM216 245H217V244H216ZM102 246L104 247V245H102ZM102 246H100V249H101ZM105 246H106V245H105ZM112 246H113V245H112ZM117 246H118V245H117ZM117 246H116V247H117ZM121 246H123V245H121ZM141 246H142V245H141ZM141 246H140V247H141ZM166 246H168V245H166ZM172 246H173V245H172ZM246 246H247V245H246ZM93 247H95V246H94V243H93ZM107 247H108V246H107ZM175 247H176V246H175ZM215 247H216V246H215ZM97 248H98V246H97ZM111 248H112V247H111ZM111 248H110V249H111ZM117 248H118V247H117ZM158 248H160V246H158ZM161 248H162V247H161ZM161 248H160V249H161ZM94 249H95V248H94ZM94 249H93V251H94ZM98 249H99V248H98ZM141 249L144 250L145 248L142 247ZM160 249H159V250H160ZM176 249H177V248H176ZM102 250H103V249H102ZM106 250H107V249H106ZM114 250H115V249H114ZM161 250H163V249H161ZM215 250H216V249H215ZM215 250H214V251H215ZM93 251H92V252H93ZM95 251H96V249H95ZM103 251H104V250H103ZM107 251H110V250L108 249ZM112 251H113V249H112ZM146 251H147V250H146ZM170 251H171V249H170ZM176 251H180V250L177 249ZM176 251H173V252H176ZM219 251H220V250H219ZM219 251H218V252H219ZM223 251H224V250H223ZM250 251H251V250H250ZM110 252H111V251H110ZM110 252H108V254H109ZM116 252H117V251H116ZM143 252H144V251H143ZM171 252H172V251H171ZM100 253L102 254L101 251H100ZM144 253H146V252H144ZM177 253H179V252H177ZM177 253H176V254H177ZM221 253L223 254L224 252H221ZM221 253H220V254H221ZM114 254H115V252H114ZM146 254H148V252H147ZM151 254H152V253H151ZM151 254H148V255H151ZM173 254H174V253H173ZM173 254H171V256H172ZM180 254H181V253H180ZM180 254H179V255H180ZM218 254H219V253H218ZM242 254H243V253H242ZM242 254H241V255H242ZM253 254H254V253H253ZM98 255H99V254H98ZM110 255H111V253H110ZM155 255H157V254H155ZM168 255H169V252H168L167 256H168ZM174 255H175V254H174ZM250 255H251V253H250ZM177 256H178V254H177ZM222 256H223V255H222ZM254 256H255V254H254ZM96 257H97V256H96ZM102 257H103V256H102ZM168 257L170 258V255H169ZM199 257H200V256H199ZM199 257H197V258H199ZM216 257H217V256H216ZM242 257H243V256H242ZM251 257H252V256H251ZM255 257H256V256H255ZM94 258H95V257H94ZM98 258H100V257H98ZM137 258H138V257H137ZM139 258H142V257L139 256ZM177 258H178V257H177ZM101 259H102V258H101ZM178 259L180 260V257H179ZM178 259H177V260H178ZM233 259H234V258H233ZM233 259H232V260H233ZM239 259H240V258H239ZM247 259L250 260V259H253V258L248 257ZM95 260H98V259H95ZM139 260H140V259H139ZM141 260L143 261V258H142ZM173 260H174V259H173ZM179 260H178V262H179ZM181 260L184 261L185 259H184V260L181 259ZM222 260H223V259H222ZM227 260H229V259H227ZM240 260H241V259H240ZM240 260H238V262H239ZM249 260H247V263H249ZM99 261H100V260H99ZM106 261H107V260H106ZM108 261H109V260H108ZM144 261H145V260H144ZM175 261H176V260H175ZM175 261H174V263H175ZM182 261H181V262H182ZM235 261H236V260H235ZM235 261L233 260V263H235ZM245 261H246V260H245ZM137 262H138V261H137ZM152 262H154V261H152ZM176 262H177V261H176ZM198 262H199V261H198ZM220 262H221V261H220ZM223 262H224V260H223ZM225 262H227V261H225ZM100 263H101V262H100ZM139 263L141 264L142 262L140 261ZM154 263H155V262H154ZM156 263H157V262H156ZM156 263H155V264H156ZM179 263H180V262H179ZM184 263H185V262H184ZM213 263H214V262H213ZM227 263L229 264V262H227ZM241 263H242V262H241ZM247 263H244V262H243V264H247ZM102 264H103V263H102ZM104 264H106V262H105ZM142 264H143V263H142ZM145 264H147V261H146ZM199 264H200V263H199ZM205 264H206V263H205ZM221 264H222V263H221ZM251 264H252V263H251Z\"/></svg>",
	"mask_w": 264,
	"mask_h": 264
}]
</instances>
